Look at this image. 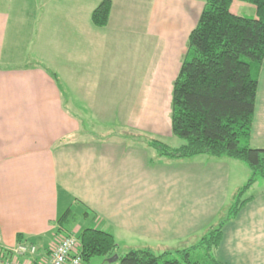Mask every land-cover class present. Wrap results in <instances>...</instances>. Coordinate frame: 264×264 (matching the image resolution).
Listing matches in <instances>:
<instances>
[{
  "label": "crops",
  "instance_id": "1",
  "mask_svg": "<svg viewBox=\"0 0 264 264\" xmlns=\"http://www.w3.org/2000/svg\"><path fill=\"white\" fill-rule=\"evenodd\" d=\"M101 1L0 0V246L33 244L35 258L10 257L40 264L62 236L92 228L113 236L118 257L186 250L203 260V233L245 170L228 158L161 155L153 143L182 144L172 142V84L205 0H110L97 27L91 13ZM136 53L155 54L165 70L150 84L171 89L141 87L134 106L119 105L124 98L110 87L129 82L119 71L133 67ZM102 84L107 92L94 93ZM150 134L164 142L141 137ZM250 146L264 149V60ZM65 212L73 225L57 223ZM261 251L264 189L223 223L212 254L223 264H260ZM110 258L88 264H118Z\"/></svg>",
  "mask_w": 264,
  "mask_h": 264
},
{
  "label": "trees",
  "instance_id": "2",
  "mask_svg": "<svg viewBox=\"0 0 264 264\" xmlns=\"http://www.w3.org/2000/svg\"><path fill=\"white\" fill-rule=\"evenodd\" d=\"M234 0H205L196 26L188 36L186 52L173 81L170 101L171 134L182 141L178 148L154 141L161 155L188 158L208 155L228 158L245 165L250 176L234 193L225 222L236 218L253 199H243L256 179L264 180V149L250 146L258 86L264 60V0H238L254 6L255 17L234 15ZM111 1L102 0L92 11L97 27L106 25ZM70 211V210H69ZM65 212L58 220L67 219ZM223 224L209 228L199 248L202 259H188L186 250L155 255L129 250L119 255L118 264H223L213 257L222 238ZM82 264L93 257L110 258L117 245L113 236L97 229H83L77 236Z\"/></svg>",
  "mask_w": 264,
  "mask_h": 264
},
{
  "label": "rangeland",
  "instance_id": "3",
  "mask_svg": "<svg viewBox=\"0 0 264 264\" xmlns=\"http://www.w3.org/2000/svg\"><path fill=\"white\" fill-rule=\"evenodd\" d=\"M230 11L233 14H237L240 16H245V17H249V16H253V18L255 17V13H254V6L250 3H246V2H242V1H238V0H234L230 6ZM145 60H141L140 57L138 56V54H135V61L133 62V67H129L128 69H124L119 71V76H128L129 77V82L124 83V82H119L118 84V92L117 90H114L115 87L114 85L111 86L110 88L112 89L110 91V93H118V95L120 97L124 98V101L119 100V105L121 104H125L128 107H130L131 105L134 106L136 102V98L137 95L139 94L141 87L145 88L146 86L151 85L152 90L156 91L158 87H161L163 89H167V86H170L171 89V84L170 82L166 81V84L162 83L161 84H150V82H158V79H160L162 73L164 72V65H162L161 67L158 66V62H156L154 60L155 54L154 53H148L145 54ZM169 73V70H167ZM171 72V70H170ZM149 82V83H147ZM108 84H102L101 86H99V89H96V91L94 93H105L107 92V87ZM88 87V86H87ZM150 87V86H149ZM148 87V88H149ZM90 89V86H89ZM114 90V91H113ZM90 92V90H89ZM167 95H169V93H166V97ZM170 98V95H169ZM133 102V103H132ZM160 103V102H159ZM152 104H158L157 100H152ZM170 109V107H169ZM129 135V134H127ZM141 137H143L144 140H160L162 142H164L163 139H158L154 136H152L151 134L148 136L142 135ZM173 141H177L179 144L180 142L182 143V141H180L179 139H177L176 137L173 136ZM167 142L169 143L170 141L167 140ZM175 143V142H174ZM234 162V164H236L237 166H239V168H241V170H245V181L243 182L246 183L247 179L250 176V172L249 170L242 165L240 162L238 161H232ZM264 189V180L262 179H256L255 182L253 183L252 187L248 190V192L245 193V195L243 196V199L255 195L257 192H259L260 190ZM232 204L231 200L226 204V206L224 208H222V211L218 214L217 218L215 219V221L212 224V227L215 228L217 227L219 224H223L227 218L228 212H229V208L230 205ZM73 220H71V217L67 218V220L64 222V224H71L73 225L74 223H72ZM209 230V229H208ZM208 230H206L203 234L206 235ZM262 252V251H261ZM199 255H202L204 253L202 248H199L198 252ZM264 256V251L262 253H260ZM261 255V256H262ZM98 258V257H96ZM92 262V261H91ZM260 264H264V260L260 262Z\"/></svg>",
  "mask_w": 264,
  "mask_h": 264
},
{
  "label": "built area",
  "instance_id": "4",
  "mask_svg": "<svg viewBox=\"0 0 264 264\" xmlns=\"http://www.w3.org/2000/svg\"><path fill=\"white\" fill-rule=\"evenodd\" d=\"M38 250L33 244H18L13 249L5 250L0 246V264H23L10 256H28L35 258ZM40 264H82L79 254V239L75 234H67L60 238L55 248L49 253L47 260Z\"/></svg>",
  "mask_w": 264,
  "mask_h": 264
},
{
  "label": "water",
  "instance_id": "5",
  "mask_svg": "<svg viewBox=\"0 0 264 264\" xmlns=\"http://www.w3.org/2000/svg\"><path fill=\"white\" fill-rule=\"evenodd\" d=\"M117 259H118V256H117V255H113L110 259H108V262H109V263H113V262H115Z\"/></svg>",
  "mask_w": 264,
  "mask_h": 264
}]
</instances>
